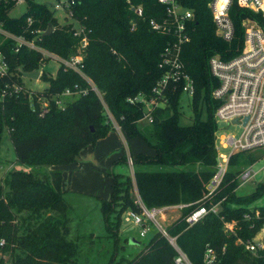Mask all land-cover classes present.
Listing matches in <instances>:
<instances>
[{"label": "trees", "instance_id": "trees-1", "mask_svg": "<svg viewBox=\"0 0 264 264\" xmlns=\"http://www.w3.org/2000/svg\"><path fill=\"white\" fill-rule=\"evenodd\" d=\"M210 0H181L193 11L189 23L190 41L183 45L181 60L195 83L191 98L193 117L187 126L178 123L180 111L179 89L165 91L167 102L153 112L151 130L142 133L138 123L144 118L140 102L128 99L142 94L146 99L162 76L159 68L161 54L173 37L151 30L149 20L160 19L165 8L156 0H78L74 19L84 28L88 45L82 61L83 73L95 84L100 98L90 84L77 72L59 67L55 75L43 74L48 83L47 96H53L77 86L87 90L58 108L54 102L43 116L30 107L26 94H7L0 97V142L4 127L10 129L15 160L18 166L31 172H10L0 180V264L2 255L10 254L12 264H85L80 261V249L70 234L71 204L66 200L62 172L33 171L43 167L68 166L80 159V153L94 146L114 129L107 111L128 138H143L154 150L153 156L138 154L133 158V176L112 174V194L99 198L100 209L107 231L116 245L120 240L122 215L129 209L138 210L132 197L136 189L147 207L186 204L181 217L170 227L177 244L193 264H204L207 247L217 255L219 264H264V256L253 255L238 240H251L264 224V206L251 208L264 195V180L248 195L237 192V175L241 169L264 156L257 153H239L232 157L216 201L225 198L218 213H208L189 227L185 218L197 206L204 187L214 174L216 165L215 140L218 126L215 111L219 103L211 93L217 86L209 72L207 61L213 55L230 59L243 46L242 21L255 19L264 31V18L259 14L234 5L230 16L235 36L227 43L215 34V26L208 7ZM141 5L143 18L135 16L132 6ZM28 12L12 18L0 6V21L21 34L27 29V18L33 19L31 29L53 32L41 36L38 44L63 59L73 56L79 46L71 26H60L52 13L42 5L29 4ZM136 23L132 29V23ZM8 42L5 58L12 76L0 78V88L7 84H23L15 73H31L40 69L41 55L22 48L14 52ZM20 69V70H19ZM202 107L207 117L202 118ZM126 164L128 157L123 160ZM154 167L144 170L142 167ZM260 217L255 216V211ZM23 214H27L23 217ZM250 218L247 219L246 216ZM114 216L115 222L111 220ZM235 223L234 232L225 230V223ZM176 252L167 239L156 233L143 249L131 259L116 262L113 254L107 264H175Z\"/></svg>", "mask_w": 264, "mask_h": 264}, {"label": "built area", "instance_id": "built-area-1", "mask_svg": "<svg viewBox=\"0 0 264 264\" xmlns=\"http://www.w3.org/2000/svg\"><path fill=\"white\" fill-rule=\"evenodd\" d=\"M156 1L164 6L165 14L160 19L151 18L149 20L150 28L155 32L171 35L173 41L165 47L161 54L159 68L163 73L153 88L150 99H146L142 94L128 99L131 103L140 102L143 105L145 115L141 121L145 120L149 124L153 122L154 110L165 106L167 102L165 91L169 88L179 89L182 95H186L190 99L195 94L194 80L186 72L181 60L183 45L190 41L189 23L193 18V11L185 7L181 0ZM77 2L78 0H0V6L4 7L6 13L12 18H18L13 16L12 12L19 6L23 5L25 7L24 13H26L30 3L42 5L52 13L60 26H71L74 36L79 38L76 53L69 59H63L38 44L46 30L31 29L34 22L31 17L27 18V29L21 34L8 30L0 21V78L14 75L10 71L3 49L10 42L14 52H19L25 48L41 55L40 69L34 71L39 73V78L44 74L45 65L54 60L58 63L57 69L62 66L67 70L77 72L90 84L91 89L102 98L95 84L82 71V61L88 45V38L85 28L73 16ZM234 5L254 14H259L264 18V0H210L208 7L215 26V34L227 43L232 42L235 36V26L230 16V11ZM132 10L136 17L143 18L144 10L141 5L132 6ZM135 27L136 23L133 22L132 29ZM242 27L244 29L243 46L238 54L230 59H224L221 55H213L207 61L210 75L217 81V86L211 93L213 100L219 103L214 115L216 123L221 121L227 125L238 126L242 131L238 136H232L217 130L214 174L205 185L202 198L196 202L198 206L185 218L189 227L198 223L208 213H218L225 198L216 201V197L230 169L232 157L239 153L264 151V31L255 19H244ZM15 74L22 79L23 84L5 85L0 88V97L4 98L7 94H26L31 100L30 107L33 110H38L40 116L50 110L51 102H54L58 108H63L65 99H72L87 93V90H80L75 86V89L68 88L59 94L47 96L45 93V89L48 87L47 82L46 87L33 89L25 84V73L22 74L19 71ZM107 114L114 128L122 130L108 111ZM234 120L237 122L233 123ZM256 162L241 169L236 177L239 184L238 189L245 183L253 181L264 171V168L254 171L253 166ZM127 164L133 167L131 156L128 157ZM134 203L138 210H127L123 214L124 221L139 227L140 236L143 238L149 235L153 227H156L158 233L167 239L176 252L175 264H193L177 244V237L170 235L168 228L163 225L165 215L171 206L147 207L136 189ZM187 206L189 205H177L179 209H184ZM255 216L260 217L258 210L255 211ZM246 218L249 219L250 216L247 215ZM234 226V222L225 223V230L232 233ZM238 243L253 255L262 254L264 256V224L251 240H238ZM203 263L219 264L216 252L212 248L207 247Z\"/></svg>", "mask_w": 264, "mask_h": 264}, {"label": "rangeland", "instance_id": "rangeland-1", "mask_svg": "<svg viewBox=\"0 0 264 264\" xmlns=\"http://www.w3.org/2000/svg\"><path fill=\"white\" fill-rule=\"evenodd\" d=\"M25 12V7L19 6L12 15L15 17L21 16ZM58 67V63L54 60L49 61L44 68V74L55 75V71ZM41 78V79H40ZM38 80H32L26 78L24 80L25 84L33 89H42L46 87L47 83L40 77ZM70 99H65L68 101ZM180 111L181 115L178 123L183 126L191 124V119L193 117L191 109V99L186 95H182L180 98ZM207 117V112L204 107H202V118ZM218 129L226 134H231L232 136H238L242 129L238 126L227 125L224 122H217ZM138 128L142 133H147V130H151V125L145 120L138 123ZM146 135V134H145ZM147 136V135H146ZM126 140L131 145V152L134 158L138 154H145L152 156L154 150L149 146V144L141 137L128 138ZM120 155L116 158L103 155L101 160L96 164L95 162H90L86 166H81L80 170H83L81 175L82 178L92 177V193L79 194V193H67L66 200L71 204L72 210L70 212V234L69 238L74 239L76 244L80 249V261L85 264H107L109 259L113 254L117 255V261L122 263L127 259H131L133 256L138 254L145 244H147L150 239L158 233L156 227L151 229L149 235L145 238L140 236V228L132 224L126 223L124 221L123 215L121 217V223L119 226L120 240L118 245L115 244L111 233L107 231L105 226V221L100 209L99 198L109 199L112 194V183L113 175L120 174L126 176H133V167L126 164L123 158L128 155L125 144L120 140ZM259 152V151H257ZM255 152V153H257ZM81 159V158H80ZM79 159V161H80ZM15 154L12 142L10 140V129L5 126L2 139L0 142V180L4 182L10 172L22 171L31 172V168L18 166L14 163ZM78 161V162H79ZM107 165V168L105 167ZM61 168L60 166H51L49 168L43 167L41 169H36L33 171L40 174L47 173L50 170ZM88 168V169H87ZM144 170H154V167H142ZM264 168V158L259 159L253 166L254 171H259ZM89 169H94L96 173L88 172ZM103 169V170H102ZM72 171V170H71ZM108 172V173H107ZM106 173V174H105ZM69 174V173H68ZM102 174V175H101ZM264 180V171L261 172L253 181L247 182L238 189L239 195L251 194L256 185ZM135 196V189L132 190V197ZM181 205V204H180ZM176 206V207H173ZM167 211L163 225L165 227H170L176 220L181 217L183 209H179L177 205H173ZM264 206V195L251 204V208ZM27 214H23L25 217ZM111 220L115 222L114 216ZM130 238H133L137 243L131 244ZM1 256V254H0ZM5 264H12V259L10 254L2 255Z\"/></svg>", "mask_w": 264, "mask_h": 264}, {"label": "crops", "instance_id": "crops-1", "mask_svg": "<svg viewBox=\"0 0 264 264\" xmlns=\"http://www.w3.org/2000/svg\"><path fill=\"white\" fill-rule=\"evenodd\" d=\"M120 140L125 144L127 150V157L131 156L134 157L133 153L131 152V145L126 140V134L123 130L113 129L108 133V135L100 139L96 142L94 146H88L87 148L83 149L80 153V161L71 164L68 166H60L58 168L62 172L64 187L65 191L68 193H79V194H88L92 193V177L82 178V171L80 170L81 166H86L90 162H95L96 160H101L102 156L105 154L109 157L116 158L120 155ZM103 154V155H102ZM154 155V154H153ZM152 155V156H153ZM98 161H96L97 164ZM98 166V164H97ZM107 168V165L105 166ZM80 168V169H78ZM88 169V168H87ZM72 170V171H71ZM103 170V169H102ZM96 173L94 169H89L88 172ZM69 173V174H68ZM108 173V172H107ZM106 174V173H105ZM102 175V174H101ZM102 198V197H100ZM106 199V198H104Z\"/></svg>", "mask_w": 264, "mask_h": 264}, {"label": "water", "instance_id": "water-1", "mask_svg": "<svg viewBox=\"0 0 264 264\" xmlns=\"http://www.w3.org/2000/svg\"><path fill=\"white\" fill-rule=\"evenodd\" d=\"M53 32V28L51 26H49L46 30V32L43 34L44 36H49L51 33ZM26 78L28 79H38L39 78V73L38 72H32V73H25L24 74ZM247 121V119L245 120V122ZM237 121L234 120L233 123H236ZM130 243L131 244H136L137 242L133 239L130 238Z\"/></svg>", "mask_w": 264, "mask_h": 264}]
</instances>
